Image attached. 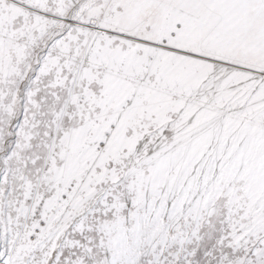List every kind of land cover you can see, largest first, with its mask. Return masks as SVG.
Masks as SVG:
<instances>
[{
    "label": "snow or ice",
    "instance_id": "snow-or-ice-1",
    "mask_svg": "<svg viewBox=\"0 0 264 264\" xmlns=\"http://www.w3.org/2000/svg\"><path fill=\"white\" fill-rule=\"evenodd\" d=\"M0 264H264V0H0Z\"/></svg>",
    "mask_w": 264,
    "mask_h": 264
}]
</instances>
